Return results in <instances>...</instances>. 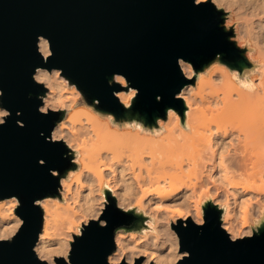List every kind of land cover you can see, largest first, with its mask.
Listing matches in <instances>:
<instances>
[{"label": "clouds", "instance_id": "obj_1", "mask_svg": "<svg viewBox=\"0 0 264 264\" xmlns=\"http://www.w3.org/2000/svg\"><path fill=\"white\" fill-rule=\"evenodd\" d=\"M202 5L220 15L218 27L250 66L233 67L220 53L201 68L176 57L180 76L194 81L173 93L186 106L183 122L168 107L163 117L146 123L133 111L140 89L121 72L107 80L126 111L127 118L117 119L100 109L99 99L89 102L63 68L35 67L31 80L42 86L37 112L60 114L50 135L40 136L49 144L62 142L63 158L72 165L63 173L49 169L58 179L56 194L33 201L42 212L31 248L37 264H72L76 238L90 222L106 228L108 220L101 217L113 201L134 219L113 229V250L105 264H181L190 259L191 253L181 250L176 227L187 229L191 220L203 235L209 204L219 213V230L230 244L264 235V0H192L193 7ZM36 52L42 65L54 56L46 36L37 35ZM4 95L0 88V127L12 116L3 106ZM161 100L157 95L156 101ZM245 103L247 111H233ZM16 125L25 127L19 119ZM21 207L17 195L0 198V244H13L24 228L17 211Z\"/></svg>", "mask_w": 264, "mask_h": 264}, {"label": "water", "instance_id": "obj_2", "mask_svg": "<svg viewBox=\"0 0 264 264\" xmlns=\"http://www.w3.org/2000/svg\"><path fill=\"white\" fill-rule=\"evenodd\" d=\"M220 23L219 14L207 6L193 7L192 0H0V88L5 92L3 106L12 113L7 125L0 127V198L19 196L22 207L17 211L25 219L15 242L0 244V264H37L31 248L42 212L33 201L56 194L58 179L49 169L63 173L72 167L63 158L62 142L49 144L40 136V132L50 135L60 114L37 112L41 102L36 96L42 86L31 80L35 67L63 68L89 102L99 99L100 109L117 119L127 118L126 111L107 80L121 72L140 89L133 111L141 113L146 123L163 117L168 107L175 108L183 122L185 107L173 93L193 81L180 76L176 57L201 68L220 53L233 67L250 66L242 51L229 43ZM38 34L50 40L54 51L47 65L36 52ZM157 95L162 97L159 103ZM17 119L24 128L16 125ZM41 159L43 166L38 163ZM205 213L203 235L191 220L187 229L174 226L181 250L191 253L181 264H264V235L232 245L219 230L216 209L206 205ZM101 219L108 220L106 228L90 222L83 236L76 238L72 264H105L113 250V229L130 224L134 217L116 209L113 201Z\"/></svg>", "mask_w": 264, "mask_h": 264}, {"label": "bare ground", "instance_id": "obj_3", "mask_svg": "<svg viewBox=\"0 0 264 264\" xmlns=\"http://www.w3.org/2000/svg\"><path fill=\"white\" fill-rule=\"evenodd\" d=\"M182 102H183V101H182ZM183 105H184V104H183ZM184 107H185V111H186V106L184 105ZM247 109H248V105H247V103H245L244 105H242V107H241L240 109H234L233 111L243 113V112L247 111ZM185 111H184V112H185ZM183 115H184V113H183ZM181 223H182V222H181Z\"/></svg>", "mask_w": 264, "mask_h": 264}, {"label": "rangeland", "instance_id": "obj_4", "mask_svg": "<svg viewBox=\"0 0 264 264\" xmlns=\"http://www.w3.org/2000/svg\"><path fill=\"white\" fill-rule=\"evenodd\" d=\"M193 83H194V81H193Z\"/></svg>", "mask_w": 264, "mask_h": 264}]
</instances>
